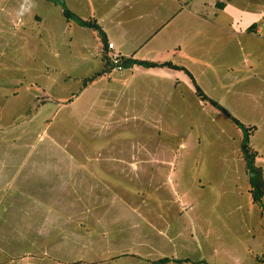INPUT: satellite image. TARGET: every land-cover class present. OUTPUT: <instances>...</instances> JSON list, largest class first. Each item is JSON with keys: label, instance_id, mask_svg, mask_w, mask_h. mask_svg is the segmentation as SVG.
<instances>
[{"label": "rangeland", "instance_id": "rangeland-1", "mask_svg": "<svg viewBox=\"0 0 264 264\" xmlns=\"http://www.w3.org/2000/svg\"><path fill=\"white\" fill-rule=\"evenodd\" d=\"M35 1L22 2L14 25L18 1L0 0V264H109L150 237L160 247L142 250L152 258L264 264V210L251 200L241 130L190 81H165L158 95V80L129 65L87 82L104 67L95 34ZM172 1L182 12L171 25L183 18L180 33L194 37L174 62L249 129L264 180V29L219 33L217 0ZM223 1L239 24L264 14V0ZM144 34L126 32L121 54L149 61V41L131 47ZM170 46L163 61L176 58Z\"/></svg>", "mask_w": 264, "mask_h": 264}, {"label": "crops", "instance_id": "crops-1", "mask_svg": "<svg viewBox=\"0 0 264 264\" xmlns=\"http://www.w3.org/2000/svg\"><path fill=\"white\" fill-rule=\"evenodd\" d=\"M10 1L13 2L14 0H10ZM17 1H18L16 2L18 3V6L16 7L17 10L16 11L14 9L10 10L9 13L10 19L8 21L14 23V25L16 24L22 25V23L25 21L24 13H23V10L25 8L22 6V2L26 3V6L28 7H33L36 5L37 1L35 0H17ZM217 1H218V8L213 10L214 11L213 15L214 17L221 15V17L219 18L223 19V21H226L225 24L220 23L214 25L217 28V32L225 33L226 35L232 36L233 35L232 32L234 31L233 28L235 27L236 24L239 34L240 35L243 34L244 37L250 39V34H252V36H256L262 31V29H264L262 25H258V23H260V20L264 18L263 13L251 14V16H248L249 18L247 20H243V22L239 24L237 21L238 17L237 18L234 17V8L227 6L228 5L227 2L225 3L223 0H217ZM172 2L175 1L173 0ZM64 3L66 8L79 19L83 21H94L99 26L106 44L107 43L113 44V49L109 52L111 53L115 52V54L119 55L121 58L134 60L133 58L126 57L124 54H121V50H122L121 46L123 45L122 41L126 37V32H130V33L133 32L135 33V36H137L138 32H142L145 33L143 36V40L137 42V44L136 43L131 44V47H140L142 44L149 41L148 62H154V63L168 62L173 65L184 68L183 66L177 64L174 61H176L175 59L185 57L184 52H182V50L189 45L193 46L194 37L193 35L188 37L180 33L181 32L180 27L182 22L181 20L183 18L178 19L176 24L171 25V22L173 20H177L179 14H181L182 12L177 8L179 7L178 6L179 4L175 6V9L172 10V12H170L172 8L170 7L168 0H64ZM55 14L57 15V18L60 19V25H61L62 22H64L63 17L61 16V10L56 11ZM30 15L38 24L44 21L34 12H30ZM243 15H244L243 12H240V17H242ZM192 16H194V18H196L199 21L207 22L205 16L200 12L194 13ZM72 25L75 26L76 28L77 27L80 28L73 22H67V21L64 22L65 27L72 28L70 27ZM92 32L93 34H95L94 40L99 42L95 47L96 52L99 54V56L102 59L104 57L103 54L106 55L108 50L104 46L105 43L103 44L100 38L97 36V34L94 31ZM108 35L118 37L120 43L115 44L112 40H110ZM167 44L172 45L170 47H173V50L169 52H171L172 56L176 58L172 60L163 61V57H166L168 55V52H164L167 51L165 48V45ZM160 50L161 52H159ZM135 61H141V60H135ZM184 69L186 70V68ZM112 70H110L108 73H105L104 76L106 74L112 73ZM143 70L145 73H148L150 77L158 80V83H156V85L153 87L155 88L154 90L155 94L158 95H162L161 87L166 86L163 83L165 81L175 80L176 83H180L186 88H187V84H189L190 81L188 76L182 71L172 70L168 68H149V69L143 68ZM253 78L256 77L254 76ZM239 80H243V79L234 78L232 81L234 83V81H239ZM248 80L250 84V78ZM194 83L196 84L195 81ZM250 90H251L250 87L247 86L246 88L243 89L242 94L248 95ZM205 97L208 99L206 95ZM144 239L146 238H141L137 240L138 244L136 248L139 250H134L131 252H120V254H116V256L111 257L109 262L107 263L156 264L155 262L162 258H168L174 260H187V259H176L173 257H162V256H156L157 258H152V256H150V253L148 255L147 254L144 255L145 253L142 250V247L144 246L149 247V251H151L152 248L154 247L156 248L160 247V246L157 247L151 241L152 240L151 237L149 238V240H144ZM185 263H188V260L187 262H182V263H176L170 261L167 262L166 264H185Z\"/></svg>", "mask_w": 264, "mask_h": 264}, {"label": "trees", "instance_id": "trees-1", "mask_svg": "<svg viewBox=\"0 0 264 264\" xmlns=\"http://www.w3.org/2000/svg\"><path fill=\"white\" fill-rule=\"evenodd\" d=\"M45 2L51 3L55 6H57L61 10V16L64 18L67 22H73L79 27L87 28L92 31H94L97 36L100 38L101 42L105 43L106 48V42L104 37L102 36V32L99 28V26L94 21H83L76 17L73 13H71L65 6L64 0H43ZM103 69L96 72L93 76H91L89 79H87V82L93 81L96 77H100L104 75L105 73H108L110 70L114 69L117 65L121 67H126L129 65H135L139 66L145 69L149 68H168L172 70L182 71L184 72L188 78L190 79L195 94L205 102H209L214 108H216L218 111H220L232 124H234L238 129L242 132V138L239 143V152L241 155V159L243 161V170L247 177V182L249 185V193L251 196L252 203L261 208V210H264V206L261 204L262 199L264 198V180L262 177V169L261 167L257 166L255 164V158L256 153L251 150V148L248 145V135L249 132L246 129L244 125L239 123L236 119H234L230 114H228L221 106H219L217 103L210 101L207 99L199 90V88L196 86L194 81L192 80V77L190 74L182 67L173 65L168 62L164 63H154V62H148V61H135L127 58H121L120 62L115 66L108 62L105 54H103ZM176 262V263H182L187 262V260H174V259H168V258H162L157 260L156 264H166L167 262Z\"/></svg>", "mask_w": 264, "mask_h": 264}, {"label": "built area", "instance_id": "built-area-1", "mask_svg": "<svg viewBox=\"0 0 264 264\" xmlns=\"http://www.w3.org/2000/svg\"><path fill=\"white\" fill-rule=\"evenodd\" d=\"M106 48L108 50V52L106 53V58L108 60V62L112 65H117L120 62L121 57L115 53H111L109 51H111L113 49V44L112 43H107L106 44ZM114 69H116V71H120L122 69L121 66H116Z\"/></svg>", "mask_w": 264, "mask_h": 264}]
</instances>
